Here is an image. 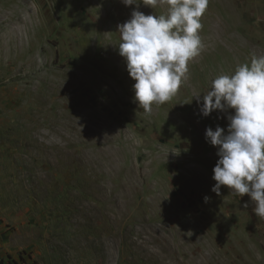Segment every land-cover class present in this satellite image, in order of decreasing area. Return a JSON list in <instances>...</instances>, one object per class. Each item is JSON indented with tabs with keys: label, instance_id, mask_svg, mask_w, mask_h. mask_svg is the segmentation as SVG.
<instances>
[{
	"label": "rangeland",
	"instance_id": "1",
	"mask_svg": "<svg viewBox=\"0 0 264 264\" xmlns=\"http://www.w3.org/2000/svg\"><path fill=\"white\" fill-rule=\"evenodd\" d=\"M134 8L0 0V264H264L250 197L211 190L205 130L234 110L193 98L264 55V0H208L200 54L150 114L117 44Z\"/></svg>",
	"mask_w": 264,
	"mask_h": 264
},
{
	"label": "clouds",
	"instance_id": "2",
	"mask_svg": "<svg viewBox=\"0 0 264 264\" xmlns=\"http://www.w3.org/2000/svg\"><path fill=\"white\" fill-rule=\"evenodd\" d=\"M122 3L137 8L117 25L119 54L135 81L134 102L150 114L153 104H164L177 94L187 79L188 62L200 54L198 31L208 0H142L153 9L166 4L167 13L162 15L137 10V0ZM193 98L205 117L215 110H234L227 115V132L219 125L205 130V140L217 148L219 157L211 190L220 195L221 186H227L240 197L247 194L255 215L264 218V55L253 54L250 63L216 76L202 96ZM208 199L204 197L205 202Z\"/></svg>",
	"mask_w": 264,
	"mask_h": 264
}]
</instances>
